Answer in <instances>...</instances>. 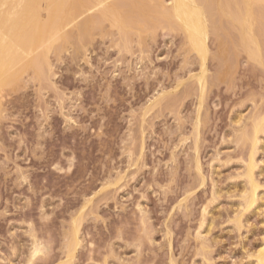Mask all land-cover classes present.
<instances>
[{"label": "rangeland", "instance_id": "1", "mask_svg": "<svg viewBox=\"0 0 264 264\" xmlns=\"http://www.w3.org/2000/svg\"><path fill=\"white\" fill-rule=\"evenodd\" d=\"M209 9L203 88L183 31L155 23L126 42L109 22L81 54L67 43L49 53L41 78L24 69L3 87L0 264H255L264 131L254 150L245 135L264 115V65L237 59L229 15ZM252 154L259 188L248 207ZM37 241L45 249L32 258Z\"/></svg>", "mask_w": 264, "mask_h": 264}, {"label": "bare ground", "instance_id": "2", "mask_svg": "<svg viewBox=\"0 0 264 264\" xmlns=\"http://www.w3.org/2000/svg\"><path fill=\"white\" fill-rule=\"evenodd\" d=\"M43 1H46L44 6L46 8L45 17L41 15ZM213 3L219 11L223 12H221L224 14L223 16L229 15L230 19H228L237 31V42H235L237 43L235 47L238 50L237 55L235 54L237 59L244 52L249 59H256L264 65V0H170L169 5H166L167 3L164 4V0H0V95L4 86L12 84L14 78L21 74V71H23L22 73L26 72L24 69H35L34 73L38 71L36 76L41 78L40 75L44 73L43 68L51 65L49 62V65L47 63L50 57L48 55L52 53L51 51L56 53V55L58 51L60 55V51L66 47L68 49L66 48L64 52L66 50L69 51V44L67 46V43H70V46H75L73 49H75L76 53L81 54L82 48L87 47L88 41L90 45V40L94 36V32H96L94 30L97 28L103 30L104 27L102 28V26L106 25L105 22H109L111 24L107 23L108 25L116 27L117 32L119 31L118 34L121 35L119 36L122 37L123 35L122 39L126 42H128L127 38L132 30H139L137 32L143 34V30H147V32L151 31L150 28L153 30L155 23L159 26V23H162L161 26L163 25L164 27L167 25L172 30L183 31L188 51L195 52L197 54L195 55L199 58L200 63L198 65L201 66V74L195 75V77H197V81L203 88L205 87V82H207L206 61L209 54L207 40L210 33V25H212L209 24L211 18L208 19L209 13H207V9L211 8ZM206 5L209 7L207 8ZM70 27H75L76 29L74 28V30L76 31H70ZM146 27L149 28L147 29ZM107 30L110 31V29ZM107 34L108 32L105 33V35ZM132 35L134 34L132 33ZM143 37L140 38L141 43ZM120 41L126 47L125 44L127 43L123 42V40ZM219 43V54L223 57L227 56L226 40L220 37ZM26 59L28 61L23 64V60ZM21 63L23 65L19 66L20 68H17L18 70L14 72L12 69L16 70V66ZM204 89L201 90L204 91ZM154 103H158V101ZM1 107L0 105V111ZM263 131L264 115H256L253 118L251 132L245 135L246 137L244 136L245 139L249 138L251 141L253 150L258 146L259 134ZM253 154L250 161L246 164L245 172L243 171L249 185V192L245 195L247 206L254 204L259 188V183L254 176L256 162ZM81 214L78 219H81ZM76 220L71 226V231L74 232H72L73 235L71 234L73 238L70 239L71 242L67 245L68 252H66L69 258L76 256L77 247L81 246L78 236L80 231L78 230L80 229L78 225H80V222L77 220L79 222L77 225ZM37 242H34V248L32 247V258L43 252V248H41L43 245L40 247L39 244L41 242ZM262 242V246L256 254L255 264H264V239ZM69 261L72 262L70 259Z\"/></svg>", "mask_w": 264, "mask_h": 264}]
</instances>
